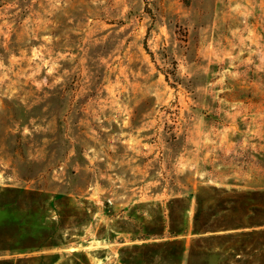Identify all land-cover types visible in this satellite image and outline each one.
<instances>
[{"label":"rangeland","instance_id":"obj_1","mask_svg":"<svg viewBox=\"0 0 264 264\" xmlns=\"http://www.w3.org/2000/svg\"><path fill=\"white\" fill-rule=\"evenodd\" d=\"M0 264H264V0H0Z\"/></svg>","mask_w":264,"mask_h":264},{"label":"trees","instance_id":"obj_2","mask_svg":"<svg viewBox=\"0 0 264 264\" xmlns=\"http://www.w3.org/2000/svg\"><path fill=\"white\" fill-rule=\"evenodd\" d=\"M156 245V244H155ZM183 250V249H182Z\"/></svg>","mask_w":264,"mask_h":264}]
</instances>
